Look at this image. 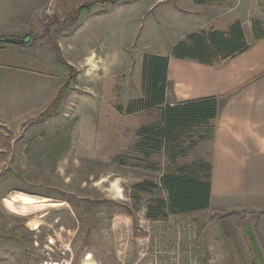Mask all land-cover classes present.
<instances>
[{"label": "rangeland", "instance_id": "obj_1", "mask_svg": "<svg viewBox=\"0 0 264 264\" xmlns=\"http://www.w3.org/2000/svg\"><path fill=\"white\" fill-rule=\"evenodd\" d=\"M24 1L11 2L8 10L23 16L37 11L24 28L37 33L53 18L47 8L56 6L61 15L77 5L76 0H50L49 6L41 4L44 0ZM180 3L165 2L155 19L144 16L145 28L124 36V59L117 66L100 58V51L85 61L84 49L74 42L73 81L56 52L37 48L35 39L24 56H0V264H44L49 255L57 260V247L67 243L75 253L73 264H264V253L259 257L248 237L250 230L257 234L264 250V205L257 211L240 205L239 210L146 218L151 200L168 197L160 185L166 170L208 161L212 151L207 141L175 164L163 150L142 165L139 132L158 123L160 111L119 110L142 96L145 52L171 54L177 35L193 29L182 12L171 10ZM252 10L264 24V0H252ZM43 11L44 18L38 15ZM57 26L53 23L51 31ZM10 69H27L30 75L48 71L53 84L66 79L64 96L48 121L38 122L46 92L31 79L17 82L7 75ZM248 182L254 185L255 175ZM255 197L249 205L264 199Z\"/></svg>", "mask_w": 264, "mask_h": 264}, {"label": "crops", "instance_id": "obj_2", "mask_svg": "<svg viewBox=\"0 0 264 264\" xmlns=\"http://www.w3.org/2000/svg\"><path fill=\"white\" fill-rule=\"evenodd\" d=\"M17 1L19 0H0L5 3V9L0 10V56H24L29 51L32 39H35L37 48L52 53L53 42L50 36L54 30L46 33L49 19L41 32L26 31L24 28L29 26L31 17H37V11L25 16L14 14L8 10V4ZM26 1L30 0L24 2ZM49 1L44 0L41 4L48 5ZM86 1L76 0L77 5L61 15L55 10L56 6H52L53 10L50 9L55 16H50L61 18ZM167 1L172 0H120L94 5L91 10L80 12L74 28L68 33L59 34L56 41L72 66H76L70 62L75 57V50L77 51L74 42L80 44L79 50L84 49L80 56L85 61L95 55L93 52L100 51V58L105 57L110 65L117 66L124 59V36L139 34L145 28L142 18L150 17L151 20L154 16L155 19L158 9ZM171 10L182 12L185 21L189 23L187 28H193L183 29L177 35L176 43L196 31L212 28L224 31L236 21L243 25L250 47L236 57L207 65L190 59H176L172 56V51L171 54L158 56L169 59L165 106L203 98L217 99L218 114L212 121L214 133L209 141L212 148L208 160L212 164L210 208L239 210L240 205H246L250 210H261L264 199L260 205L248 203L254 199L250 197H264V38L257 39L255 35L252 0H224L206 4H198L195 0H181L180 7L171 6ZM44 11L38 15L42 17L45 15ZM86 24H89L87 29ZM34 35L37 37L33 38ZM27 37H30L28 44L14 47L6 45L11 43L2 41L3 38ZM54 58L57 62L56 55ZM7 75L22 84L31 79L37 84V90L46 92L44 102L39 106L38 116L56 99L66 81L63 79L53 84L54 77L48 71H37L30 75L27 69H10ZM56 76L61 79L59 73ZM251 175L256 177L254 185L248 182ZM257 240L264 253L260 239Z\"/></svg>", "mask_w": 264, "mask_h": 264}, {"label": "trees", "instance_id": "obj_3", "mask_svg": "<svg viewBox=\"0 0 264 264\" xmlns=\"http://www.w3.org/2000/svg\"><path fill=\"white\" fill-rule=\"evenodd\" d=\"M120 0H87L76 10L63 17H53L46 25V33L50 26H58L50 36L53 50L58 60L70 71L69 81L75 80L76 69L63 57L56 41L62 34L74 27L80 12L91 10L94 5L116 3ZM224 0H195L198 4H206ZM61 23L60 21H63ZM254 31L257 39L264 38V24L254 21ZM33 38L37 35L32 36ZM250 47L246 41L243 25L240 21L232 23L226 30L208 29L196 31L178 41L172 56L176 59H190L202 64L214 65L245 52ZM169 59L166 57L144 54L142 64L141 90L142 96L129 101L126 108L119 110L129 115L140 112L160 111V120L139 132L141 141L138 148L143 154L142 165H147L151 154L162 152L169 154L173 164L179 156H184L189 150L203 142L212 140L214 126L212 121L218 114L216 98H203L181 102L174 106H165ZM65 88L60 89L56 99L43 111L38 122L48 121L64 96ZM122 163H125L122 161ZM151 167V166H148ZM161 187L168 197L155 198L147 206L146 218L150 221L166 220L171 215H186L205 211L211 206L212 195V164L200 159L192 164L173 165L166 170L160 179ZM142 188L143 185H138ZM249 242L254 252L261 257V249L256 235L248 232Z\"/></svg>", "mask_w": 264, "mask_h": 264}, {"label": "built area", "instance_id": "obj_4", "mask_svg": "<svg viewBox=\"0 0 264 264\" xmlns=\"http://www.w3.org/2000/svg\"><path fill=\"white\" fill-rule=\"evenodd\" d=\"M46 12L49 15H53V11L48 8ZM49 245L55 246L54 240L49 239ZM58 249V259L53 260L52 256L49 255V259L44 262V264H73L75 253L71 243L60 244ZM50 254V253H49Z\"/></svg>", "mask_w": 264, "mask_h": 264}, {"label": "water", "instance_id": "obj_5", "mask_svg": "<svg viewBox=\"0 0 264 264\" xmlns=\"http://www.w3.org/2000/svg\"><path fill=\"white\" fill-rule=\"evenodd\" d=\"M2 41L15 44V45H25L30 42V37L27 38H3Z\"/></svg>", "mask_w": 264, "mask_h": 264}]
</instances>
